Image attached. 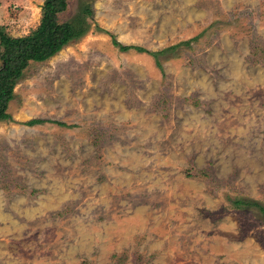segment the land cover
Here are the masks:
<instances>
[{
    "label": "rangeland",
    "instance_id": "1",
    "mask_svg": "<svg viewBox=\"0 0 264 264\" xmlns=\"http://www.w3.org/2000/svg\"><path fill=\"white\" fill-rule=\"evenodd\" d=\"M84 1L89 32L31 62L0 121V264H264V214L234 202L264 206V0L61 19ZM44 2L0 0V29L29 33ZM112 34L175 46L159 64Z\"/></svg>",
    "mask_w": 264,
    "mask_h": 264
},
{
    "label": "trees",
    "instance_id": "2",
    "mask_svg": "<svg viewBox=\"0 0 264 264\" xmlns=\"http://www.w3.org/2000/svg\"><path fill=\"white\" fill-rule=\"evenodd\" d=\"M68 5L69 0H45L39 24L25 35L13 36L0 29V121L14 120L9 112V104L15 97L17 83L24 76L31 62L47 60L72 41L86 35L91 29V20L94 16L93 2L84 1L69 20H62L60 14L67 10ZM112 36L114 43L122 50L131 48L147 50L156 57L159 64L161 54L175 46L151 51L143 46L124 44L119 42L114 34ZM184 42L188 43V41ZM44 121L47 119L33 118L24 123L34 125ZM55 122L65 125L62 121ZM234 202L238 207L259 206L264 214V206L258 201L236 198ZM83 264L88 263L85 261Z\"/></svg>",
    "mask_w": 264,
    "mask_h": 264
}]
</instances>
